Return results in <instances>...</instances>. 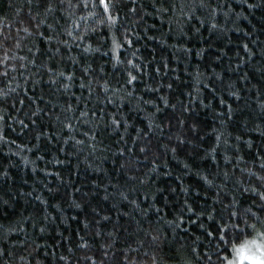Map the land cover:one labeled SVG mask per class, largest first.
Returning <instances> with one entry per match:
<instances>
[{"label": "trees", "instance_id": "trees-1", "mask_svg": "<svg viewBox=\"0 0 264 264\" xmlns=\"http://www.w3.org/2000/svg\"><path fill=\"white\" fill-rule=\"evenodd\" d=\"M95 2L99 7V0ZM254 2L258 0H248ZM134 4L135 12L130 10L133 0H116L111 11L119 19L109 31L88 17L95 10L84 9L79 0H64L63 10L56 3L51 11L37 7L36 0H0V129L8 136L0 142V172H8L7 178L0 176V264H209L208 257L216 264L212 249L220 246L217 223L228 224L224 232H235L241 229L232 226L243 219H229L224 212L223 221L216 213L209 220L206 214L188 212L187 206L196 213L214 207L219 212L212 197L221 184V196L231 199L230 192L239 201L232 210L251 209L245 234L257 219L264 220L260 200L242 192L249 185L259 187L256 174L264 167V109L259 103L264 101V7L249 9L244 0H205L202 8L200 0ZM42 20L55 28L47 29ZM213 24L218 25L215 30ZM38 31L54 39L47 41ZM113 35L124 45L117 49L120 59H132L143 71L113 58ZM76 36L85 37L76 41L80 47L71 43ZM86 44L101 51L85 53ZM85 63L92 65L89 74L82 72ZM45 64L65 75L51 83L53 73ZM127 71L138 76L131 86L125 84ZM69 72L74 75L69 77ZM37 79L40 83L33 87ZM104 81L110 86L107 93ZM230 92H238L240 99ZM161 96L175 109L164 106ZM189 104L191 110L185 113ZM36 106L43 109L38 126L29 125L30 131L21 133L18 121L28 124L29 108L34 111ZM113 118L121 120L119 127L111 124ZM193 123L198 126L195 133ZM37 132L52 139L41 136L37 141ZM177 134L195 137L199 145L181 144ZM141 147L146 150L141 152ZM223 171L228 178L214 175ZM73 200L82 208L72 207ZM86 221L92 223L85 227ZM256 230L264 229L257 224ZM230 239L238 243L234 235ZM227 249L224 255L231 258L229 244Z\"/></svg>", "mask_w": 264, "mask_h": 264}, {"label": "snow or ice", "instance_id": "snow-or-ice-1", "mask_svg": "<svg viewBox=\"0 0 264 264\" xmlns=\"http://www.w3.org/2000/svg\"><path fill=\"white\" fill-rule=\"evenodd\" d=\"M30 2H32V0H30ZM244 2L247 4V7L249 9H255V8L264 7V0H258V2H254V3H248V0H244ZM56 3H59L61 5V10H63L64 0H55V2H54V0H36V6L37 7H43L45 11H51V10L55 9ZM79 3L84 9H88L89 7H91V9L95 10V11H89L88 14H87L88 17H95L96 18V25H106L109 28V31L112 30V28L115 26V23L119 19V17L117 15H113L112 11H111L112 8L116 4V0H99V7H98L97 3L95 2V0H79ZM70 6L75 7V5H70ZM199 7H201V8L205 7V0H200ZM130 10L133 11V12L136 11L134 0H133V7ZM85 19H87V17H85ZM40 23L41 24H46V28L50 29V30L54 29L55 26H56L55 24H48V23H46V21H43V20L40 21ZM57 23H58V21H57ZM96 25H94L92 27L93 31H95ZM75 26L77 28L80 27V25L78 23ZM37 27H39V26H37ZM217 27H218V25H216V24L211 25V29L212 30H215ZM237 30L239 31V29H237ZM66 31H67L68 36H70V37L73 36V32L71 30L66 29ZM196 31H198V29ZM181 32H183V29H181ZM184 34L187 35L186 33H184ZM37 35L39 37L47 40V41H51L52 39H54V37L51 36V35L45 36L44 32H41V31H38ZM248 35H251V33H249ZM84 38H85L84 36L73 37L71 43L76 44L77 47H80V45L77 44L76 41L77 40H83ZM125 39H126L127 44H129V45L132 44V41L130 39H127L126 37H125ZM255 42L256 41H253V43H255ZM59 43L67 45V44H69V41L68 40H60ZM112 43H113V45H115V47H113L111 49V52L113 54V58L118 63H120V64H125L126 63L128 65H131L132 68H134V69L143 71V68H142L141 64L134 63V61L132 59H127V60L120 59V57L116 54L117 53V49L118 48H123L124 45L117 43L115 35H113ZM244 47L247 49L248 45L245 44ZM56 51L58 52L59 49L57 48ZM98 51H101V49H100V47L98 45L97 46H92V45L86 44L83 47V52H85V53L98 52ZM36 52L39 53V49H36ZM107 54L108 53L105 52V55H107ZM196 54L198 56H200L201 52H197ZM132 56H136V52L135 51L132 52ZM5 58L7 59V57H5ZM20 59L22 60V59H25V58L21 57ZM71 59L73 60L74 63H79V61L76 59V57H71ZM140 59L143 60V57H140ZM216 59H219V57H216ZM31 63L35 66L36 65V59L34 58L31 61ZM21 67H25V65H21ZM44 67L47 68V71L49 73H53V75L49 76V78H48L51 83H56V77H60V76H64L65 75L64 72L56 71L55 69H53L51 67H48L47 64H45ZM145 67H146V64H145ZM91 69H92L91 63H85L84 65H82V72L85 73V74H89ZM37 71L39 72V68H37ZM99 71L102 73L104 71L103 67H100ZM156 71L159 72L160 69L157 68ZM2 75L6 77L7 76V72L5 71L4 73H2ZM67 75L69 77H72L74 75V73L69 72V73H67ZM137 79H138V76L133 75V73L131 71H127V79L125 80V84L131 86V85H133V81H135ZM39 83H40V80L37 79L36 81H34L33 87H35ZM80 86H81V88L86 87L85 82H84L83 79L81 80ZM87 86H88L89 92H91L92 89H91V76L90 75H89V78H88V85ZM60 87L67 89L69 87V85L68 84H61ZM102 87H103V91L105 93H107L109 91V87L110 86L108 85V83L106 81H104L102 83ZM145 87H149V86L146 84ZM167 87L169 89H171L172 85L168 84ZM153 91H155V89ZM230 95L235 97L237 100L240 99V96H239L238 92H230ZM160 100L162 101L164 106L170 107L172 109H175L176 105L175 104H170L169 99H168L167 96H161ZM19 102L21 104L24 103L23 100H20ZM145 103L152 104L154 106L156 104V102L153 101V100H147V101H145ZM221 103L223 104L225 102L223 100H221ZM259 103L261 105V108L264 109V101H259ZM201 104H203V100H201ZM71 107H72L71 105H68V109H71ZM228 107H229V109H231L232 106L229 105ZM190 110H191V105L190 104L189 105H185L184 108H183V111L185 113L189 112ZM157 111H162V109L157 107ZM29 112H30V115L28 116V119H29V123L28 124H25L23 120H19L18 121V123L20 124V132L21 133H25V132L30 131L29 125H31L33 128L38 126L37 125V121L40 120L41 113L43 112V109L41 107H39V106H36L34 111L29 108ZM25 114L28 115V113H25ZM84 115H86V113L81 112V116H84ZM3 118H4L3 115H0V119H3ZM177 123H179L180 125H183L185 123V121L183 119H178ZM111 124L116 126V127H119V125L121 124V120L113 118L112 121H111ZM65 127L71 128L72 125L71 124H65ZM197 127L198 126H197L196 123L191 124V131L193 133H195L196 130H197ZM149 128L151 129V125H149ZM254 131L260 132L261 129L260 128H256V129H254ZM144 135L147 136L148 133L145 132ZM41 136H47V138L49 140L52 139V137L48 136V134L46 132H37V133H35V139L37 141H39L41 139ZM236 139L240 140L241 137L237 136ZM7 140H8V136L5 134L4 129H0V142L7 141ZM177 140L181 144H183L186 141L188 145H194V144L197 145V146L199 145V141L195 137L193 139H187L186 137H183V136L177 134ZM219 140H220V137L217 136V142H219ZM13 143H15V142L13 141ZM248 146L251 147V144L249 143ZM22 147H23V145H22ZM34 147H38V144L34 145ZM161 147H167V146L161 145ZM145 150H146L145 147H141L140 148L141 152H144ZM61 151H63V149H61ZM118 151L123 153L124 149H119ZM171 151H172L173 155L175 156L176 148L175 147L171 148ZM209 151L214 152L215 148H212ZM206 155H207V153H206ZM40 158L43 159V157H40ZM215 158H216L215 156H212L213 160H215ZM225 159L227 160L228 157L225 156ZM54 162L56 164H63L64 163V161H61L59 159H54ZM153 162L155 163V161H153ZM186 167H187V165H186ZM33 171H36V169L34 168ZM152 171H156V169L154 168ZM164 174L167 175L168 173H164ZM57 175H59V173H57ZM197 175L202 176V179L205 181V183L208 186H214L212 179H209L207 176H203L202 173H200V172H197ZM214 175L215 176L222 175L224 178H228L229 177L228 171H223L222 173L221 172H217V173H214ZM0 176H4L5 178H7L8 172H7L6 168H5V170L3 172H0ZM256 178H257V183H258L259 187L249 185L248 187L243 188L242 192H244V193L250 192V193L255 194V196L261 202L260 203V207H259V211L260 212H264V167H262L260 172L256 174ZM177 179H180V177L178 176ZM237 183L239 184L240 181H237ZM93 184H95V181H93ZM45 187H47V185H45ZM223 190H224V186H223V184H221L220 187L216 188V195L212 197V199L216 202V204L220 206V211L219 212L217 211V208L214 207V208H212V210L210 212L205 213L204 211H201L200 213H196L195 210L192 208V206L188 205V201L185 200L184 204L188 205L187 206V211L193 213L194 215H201L202 216V215L206 214L208 216L209 220H215V216L213 215V213H216L217 215L220 216V220L221 221H223V219H224V216H223L224 212H227L229 219L231 217H233V216L243 217V216H247V215H249V213H251V209L250 208H245L243 206H241L240 212L232 210V206L234 204H238L239 201H237L235 196L232 193H230V192L228 193V196H231L232 197L231 199H226V197L221 196L220 193ZM48 191L51 192L52 189L48 188ZM173 191H175V190L173 189ZM183 191L187 192L188 188L187 187L183 188ZM29 195H30V193H29ZM205 195H207V193H205ZM107 198L108 197L105 196V199H107ZM124 198L127 199V197H124ZM36 199L37 200H41V197L37 196ZM8 203L9 202L7 200L4 201V205L5 206H7ZM42 203L46 204L47 201H42ZM133 203H135V201H133ZM253 203H255V200H253ZM71 206L76 208V209H80V208H82V203L76 202L75 200H73L71 202ZM92 211L95 213V212L99 211V209L93 208ZM108 218L109 217L107 215H104V216L101 217V219L105 220V221ZM89 223H92V222L86 221L85 222V227H87ZM200 227L203 228L204 225L201 224ZM232 227H233V229H237L239 227V224H234ZM224 228H228V224L227 223H224L222 227H221L220 223H217L216 231L221 233V235H220V246L213 248L212 252L217 257L216 264H234L233 260L228 258V255H223V259H221L222 254H224V253H226L228 251L227 245L229 244L231 234L234 233V232H224L223 231ZM41 231H44L43 227H41ZM99 234L100 233L97 232V235H99ZM109 235H111V233H109ZM207 235L212 236L213 233L212 232H208ZM152 240L155 241L156 237H152ZM261 252L264 253V249H261ZM236 254L239 255V252H237ZM248 259H252V258L248 257ZM208 261H209V264H212V261H211L210 257H208ZM240 264H244V258L243 257L240 259ZM258 264H264V255H262V258L260 259Z\"/></svg>", "mask_w": 264, "mask_h": 264}, {"label": "clouds", "instance_id": "clouds-1", "mask_svg": "<svg viewBox=\"0 0 264 264\" xmlns=\"http://www.w3.org/2000/svg\"><path fill=\"white\" fill-rule=\"evenodd\" d=\"M255 215V214H253ZM243 222L239 224L237 229H241V231H235L231 235H234L238 243H232L231 239L229 241V245L231 246V258L234 264H240V259L244 258V264H258L262 255L264 253L261 252V249H264V230L257 231L256 225L258 224L261 229H264V220L257 219L256 223L251 225V231H247L245 234V230L249 227L248 221L252 219L251 216H243ZM239 252V255L236 253ZM224 255V254H222ZM251 257L252 259H248Z\"/></svg>", "mask_w": 264, "mask_h": 264}]
</instances>
